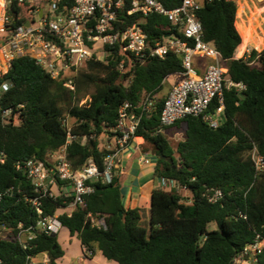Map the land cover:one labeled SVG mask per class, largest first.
Returning <instances> with one entry per match:
<instances>
[{"label": "trees", "instance_id": "obj_1", "mask_svg": "<svg viewBox=\"0 0 264 264\" xmlns=\"http://www.w3.org/2000/svg\"><path fill=\"white\" fill-rule=\"evenodd\" d=\"M158 1L172 8L181 0ZM64 2L70 4V0ZM28 8L10 4L5 30L23 23ZM236 9L226 0H202L197 11L202 40L220 54L227 76L245 85L241 93L225 92L222 122L214 128L197 116L165 127L159 124L163 83L168 76L182 72L181 58L174 52L137 62L117 44L104 45L103 59L89 60L77 70L73 90L50 78L32 57L10 63L0 76V86L8 85L0 92V192L12 188L10 195L0 199V264H30L42 254L47 262L32 260L33 264H60L65 255L57 238L61 230L79 240L91 256L99 253L114 264H231L256 233L264 238V173L255 175L247 156L253 145L264 153V50H252L247 60L234 58V53L237 56L245 48L243 36L235 28ZM119 19L122 23L116 25L120 29L138 23L151 44L161 42L167 34L183 39L159 15L141 19L121 11ZM262 44L264 40L260 48ZM149 92L156 95L157 102L151 115L140 118L135 134L138 147L156 156L154 176L174 181L180 190H152L144 222L139 209L122 204L121 177L114 174L109 183L92 182L93 191L84 196L83 206L69 216L62 211L69 197L58 195L43 201L41 216L56 213L62 224L56 235L38 233L27 250L4 239V233L12 232L18 223L26 227L40 217L22 198V193L31 195V189L15 164L27 159L42 161L56 153L65 144L69 127L78 138L66 144L71 168L79 170L92 158L102 172L109 151L100 137H111L109 129L122 103L135 106ZM85 97L88 100L79 106ZM214 105L215 101L210 109ZM7 108L12 112L4 118L2 110ZM172 128L183 135L174 146L162 133ZM82 137H86L83 144ZM208 188L221 190L222 199L209 202L204 196ZM181 190L188 193L187 202ZM88 213L102 217L106 229L91 226ZM211 223L215 228L209 230ZM258 264H264V252L258 255Z\"/></svg>", "mask_w": 264, "mask_h": 264}, {"label": "built area", "instance_id": "obj_2", "mask_svg": "<svg viewBox=\"0 0 264 264\" xmlns=\"http://www.w3.org/2000/svg\"><path fill=\"white\" fill-rule=\"evenodd\" d=\"M236 6L247 0H226ZM264 1V0H256ZM202 0H181L178 5L166 8L158 0H2L0 2V76L7 72L10 63L16 58L29 56L50 78L62 81L70 90L74 89L73 77L77 70L92 59H103L106 52L104 45L117 44L121 52L128 53L135 61L143 62L146 57L163 58L168 52H174L181 58L182 72L175 74L178 81L164 97L159 115V124L163 127L174 124L187 116L201 117L203 122L214 128L222 122L224 95L234 90L241 93L245 85L231 80L227 69L221 63V56L209 43L202 40L201 23L197 11ZM12 3L29 5L28 18L13 30H5L10 21L8 6ZM43 5L47 8L44 9ZM137 14L141 19L149 14L164 17L170 25L182 35L183 39L167 34L161 42L151 44L147 34L138 23L118 28L122 23L119 13ZM27 24V26L25 25ZM252 49L245 47L239 58L249 59ZM261 52V51H257ZM210 57L212 61L199 72V65L194 58ZM235 58V57H234ZM238 59V58H236ZM250 61L249 64H253ZM122 67V66H121ZM7 84L0 86V92ZM88 97L78 104L82 106ZM215 101L212 109L210 106ZM156 95L142 94L140 101L132 106L124 102L118 108L115 124L109 129L111 137L105 140V149L109 152L104 157L102 172L92 158H89L79 170H73L68 162L66 144L77 136L72 135L67 127L65 144L45 160L27 159L17 162L15 168L21 170L31 189V195L22 193V198L40 217L25 227L18 223L11 232L7 230L3 237L16 241L23 250L40 232L56 235L62 228L58 214L42 215L43 201L55 199L58 195L69 197L64 201L62 211L70 215L78 206H83L84 196L93 191L92 182L100 180L109 183L119 169V156L136 138L135 134L143 116H149L155 109ZM12 109H3L2 116L8 117ZM66 124V120H63ZM78 139V138H77ZM86 137L79 139L85 142ZM254 166V174L264 173V153L253 145L247 153ZM147 162L145 158L140 159ZM0 161H2L0 159ZM161 188H180L168 178H160ZM12 188L2 196L10 195ZM204 196L211 203L219 202L223 195L217 188H208ZM91 226L106 229L102 217L88 213ZM85 256L91 255L85 250ZM264 252V238L256 233L251 242L245 244L236 254L231 264H258V255ZM43 262L47 257L42 254ZM31 259V263L34 262Z\"/></svg>", "mask_w": 264, "mask_h": 264}, {"label": "crops", "instance_id": "obj_3", "mask_svg": "<svg viewBox=\"0 0 264 264\" xmlns=\"http://www.w3.org/2000/svg\"><path fill=\"white\" fill-rule=\"evenodd\" d=\"M247 4L248 1H244L238 5L240 6L242 5V11H243L244 6ZM199 59L200 58L198 57L194 58L196 65H199ZM199 72L200 73L203 72V67L202 68L199 67ZM177 81H178V77L176 75L168 76L163 83V89L160 96L164 98L168 94L171 87ZM137 141L138 139L132 141L129 147H127L125 150L121 152L119 156L120 164L117 174H119L121 177L120 192L122 196V204L124 205V207L130 209H139L141 211L140 212L141 217L143 212L148 217L149 199L151 192L154 189L161 188V183H160V178L154 176V166H156L157 163L156 156L153 154L141 152L138 147ZM142 157L145 158L147 162L141 161L140 159ZM63 234L68 239L77 240L74 237H70L66 232H63ZM77 242L79 244V249L81 252V256L78 257V263L82 264V262H84L87 257L83 253L85 251L84 248L81 246L79 240H77ZM62 249L65 251V255H66L67 250L64 249L63 247ZM97 254L99 253H96L95 255ZM65 255L61 257L60 264H62V258Z\"/></svg>", "mask_w": 264, "mask_h": 264}, {"label": "rangeland", "instance_id": "obj_4", "mask_svg": "<svg viewBox=\"0 0 264 264\" xmlns=\"http://www.w3.org/2000/svg\"><path fill=\"white\" fill-rule=\"evenodd\" d=\"M247 1L248 4L244 6L243 11H242V5L236 6L237 9H236L235 28L239 33V35L241 32L245 43V47L247 46L252 49H257V51H262L264 50V44H262L260 48V43L262 40H264V1H256V0H247ZM43 7L46 10L47 7L45 5H43ZM237 10H238V15H237ZM241 42H242V38H241ZM234 57L239 58L238 55L237 56L235 55V53H234ZM211 61L212 59L208 56L204 57L203 59L200 58L199 59L200 68L205 67ZM162 133L171 141L172 146H174L176 143H178L183 139L182 131H175L173 130V128L163 130ZM106 139H107L106 137H100L99 140L101 142V145H105ZM180 193L183 196V200L187 202L189 200L188 193L185 190L180 191ZM147 218L148 217L143 212L142 219L144 220V222L147 221ZM213 228H215L214 223L208 225L209 230H212ZM63 232L64 231L61 230V232H59V234L57 235L59 243L64 249L67 250L66 255L62 258V264H79L78 257L81 256L79 244L77 240L75 239L71 240L65 237ZM83 253L85 254V252ZM43 259H44L43 255H39L35 258L34 261L35 262L42 261ZM82 264H114V263L105 260L104 258H102V256H100V254H97V255L88 256L86 260L82 262Z\"/></svg>", "mask_w": 264, "mask_h": 264}, {"label": "water", "instance_id": "obj_5", "mask_svg": "<svg viewBox=\"0 0 264 264\" xmlns=\"http://www.w3.org/2000/svg\"><path fill=\"white\" fill-rule=\"evenodd\" d=\"M25 25L27 26V24H25ZM157 156H158V155H157ZM161 158H162V159H167V158H165L164 156H162Z\"/></svg>", "mask_w": 264, "mask_h": 264}, {"label": "bare ground", "instance_id": "obj_6", "mask_svg": "<svg viewBox=\"0 0 264 264\" xmlns=\"http://www.w3.org/2000/svg\"><path fill=\"white\" fill-rule=\"evenodd\" d=\"M247 47V46H246ZM245 49V48H244ZM243 52V51H242ZM242 52H240L239 54H238V56L242 53Z\"/></svg>", "mask_w": 264, "mask_h": 264}]
</instances>
